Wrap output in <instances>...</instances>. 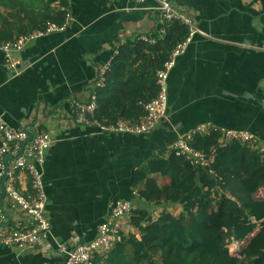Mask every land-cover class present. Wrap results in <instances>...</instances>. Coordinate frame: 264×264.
I'll list each match as a JSON object with an SVG mask.
<instances>
[{"label":"crops","instance_id":"obj_1","mask_svg":"<svg viewBox=\"0 0 264 264\" xmlns=\"http://www.w3.org/2000/svg\"><path fill=\"white\" fill-rule=\"evenodd\" d=\"M172 3L193 18L200 32L170 72L167 116L145 135L100 134L74 125L71 100L86 99L98 67L111 66L125 46L135 49L126 78L144 95L151 83L146 79L162 61L163 47L157 45L168 28L154 0H68L72 19L65 30L35 39L12 55L21 70L17 76L0 51V114L15 129L37 127L56 139L46 153L44 184L46 214L53 238L61 243L92 241L117 202L129 200L138 208V192L145 185L152 180L169 185L157 166L167 163L169 147L180 135L201 125L255 133L264 147V0ZM124 92L118 106L105 110L106 117L124 120L135 89ZM124 94L132 97L125 101ZM216 157L213 151L210 163ZM0 264H65V256L51 239L46 248L30 252L0 247Z\"/></svg>","mask_w":264,"mask_h":264},{"label":"trees","instance_id":"obj_2","mask_svg":"<svg viewBox=\"0 0 264 264\" xmlns=\"http://www.w3.org/2000/svg\"><path fill=\"white\" fill-rule=\"evenodd\" d=\"M67 7L68 0H0V44L43 31L47 23L63 25L66 18L63 8ZM2 8L11 12V19ZM167 25L166 37L157 45L163 47V58L152 68L151 79H146L147 83L151 81L147 91L143 95L141 86H132L126 78L127 63L135 49L125 46L112 62L106 86L98 90L97 119L119 121L106 117L105 110L112 111V106H118L119 95L122 97L127 88L135 89V97L130 99L129 113L121 115L122 119L137 121L145 115L143 105L158 93L157 70L163 68L176 45L189 36L188 26L181 22ZM128 97L132 96L124 94L125 101ZM220 138L218 131L197 134L194 138V148L209 156L213 151L216 153L215 161L207 167L196 166L174 154L167 163L159 164L156 171L164 172L170 184L160 187L152 180L139 190L142 206L135 207L131 220L140 237L134 233L121 235L108 256L95 255L92 264H125L131 241L136 248L133 256L136 264H152L154 254H160L162 264H264V196L259 195L264 190V159L259 150L236 141L223 145ZM173 200L183 207L179 217L167 222L161 216L154 221L150 211ZM258 228L243 257L232 255L229 246L248 239Z\"/></svg>","mask_w":264,"mask_h":264},{"label":"built area","instance_id":"obj_3","mask_svg":"<svg viewBox=\"0 0 264 264\" xmlns=\"http://www.w3.org/2000/svg\"><path fill=\"white\" fill-rule=\"evenodd\" d=\"M144 3L147 0H135ZM161 13L164 23L178 21L188 26L189 36L179 42L171 51L168 61L155 74L158 93L151 101L145 103V115L137 121L119 120L105 122L97 119L98 90L106 86L110 64L98 67L97 75L90 86L86 99H72L71 122L87 128H93L100 134H132L144 135L152 132L167 116L169 106V75L175 66L176 58L182 55L193 36L200 32L192 17L179 11L172 0H154ZM63 25L47 23L45 30L35 31L13 41L0 44V51L5 54L6 67L13 69L15 76L20 74L19 62L12 55L22 51L29 43L48 33L63 31L70 20L68 8ZM145 41H148L144 38ZM213 131L220 133V142H240L248 147L259 150L264 159V147L260 146L257 134L235 129H212L201 125L180 135L169 147L171 154L183 157L196 166L207 167L210 156L193 147L197 134L208 135ZM56 142L49 132L37 127L33 132L27 128L15 129L0 114V247L14 248L21 252L42 250L53 239L57 251L65 256V264H92L95 255L107 253L111 245L120 240L121 235L134 233L140 237L132 224L135 207L129 200L116 203L108 217L98 225L95 238L85 244L69 246L53 238L51 222L46 214L48 198L44 184V167L46 153ZM29 182L28 184L26 183ZM27 184V186H26Z\"/></svg>","mask_w":264,"mask_h":264},{"label":"rangeland","instance_id":"obj_4","mask_svg":"<svg viewBox=\"0 0 264 264\" xmlns=\"http://www.w3.org/2000/svg\"><path fill=\"white\" fill-rule=\"evenodd\" d=\"M8 11L9 10H7L5 8H2V12L5 14V16H8L9 17V14L11 12H8ZM160 176L161 175H159L158 177H160ZM160 180H162L161 177H160ZM175 205H177V206H175ZM178 205H179V203L176 200H173V202L171 204H167V206H164V209L163 210L156 208L155 210L150 211V215L152 216V218H153L154 221H156L157 219H159L161 216H163L164 219L167 222L168 221H171L173 218L179 217V215L181 213V212H179V208L180 207H178ZM180 211H183V207H182V210L180 209ZM247 243H248V239H246V240H244L242 242L232 243L229 246V249H230L231 254L234 255V256H236V257L242 258L243 257V252H244V249L246 248V244ZM114 244H116V242H114L111 245L109 251L103 257L106 258L108 256V253L113 249ZM135 249L136 248L133 246V241H131L127 245V257H126L125 264H136L135 261H134L135 259L133 258ZM151 253H152V255L154 254L153 252H151ZM142 264H150V263L143 262ZM152 264H162V258L160 256V254H154L153 255Z\"/></svg>","mask_w":264,"mask_h":264}]
</instances>
